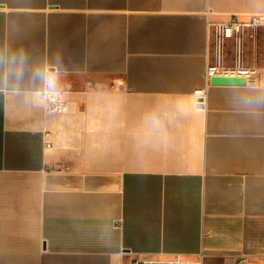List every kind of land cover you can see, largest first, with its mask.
<instances>
[{
	"label": "crops",
	"instance_id": "crops-1",
	"mask_svg": "<svg viewBox=\"0 0 264 264\" xmlns=\"http://www.w3.org/2000/svg\"><path fill=\"white\" fill-rule=\"evenodd\" d=\"M234 15L264 67V0H0V264H264V83L206 81Z\"/></svg>",
	"mask_w": 264,
	"mask_h": 264
},
{
	"label": "built area",
	"instance_id": "built-area-1",
	"mask_svg": "<svg viewBox=\"0 0 264 264\" xmlns=\"http://www.w3.org/2000/svg\"><path fill=\"white\" fill-rule=\"evenodd\" d=\"M263 24L262 18L259 16H253L249 21H242L238 16L234 15L229 21L221 23L208 22V29L213 28V37L216 43V55L217 63L208 65L206 71V81L209 83L214 77L224 78H242L248 83H264V67L245 66L241 62V58L238 54L236 64L227 65L223 64L221 57L223 54L224 46L227 40L235 39L238 44L245 29L254 30ZM205 90H199L197 104L203 105L205 99ZM44 97L49 99L51 104V110L55 112H63V104L59 99V95L56 92L46 90L43 93ZM118 225L122 224V221H117ZM134 264H193L191 261L184 260L180 255H177L175 259L168 261H161L156 259H146L138 257ZM197 264H201L198 262ZM236 264H250L248 256H242Z\"/></svg>",
	"mask_w": 264,
	"mask_h": 264
},
{
	"label": "rangeland",
	"instance_id": "rangeland-1",
	"mask_svg": "<svg viewBox=\"0 0 264 264\" xmlns=\"http://www.w3.org/2000/svg\"><path fill=\"white\" fill-rule=\"evenodd\" d=\"M214 52H215V54H216V46H215L214 43H213L212 54H214ZM215 56H217V55H215Z\"/></svg>",
	"mask_w": 264,
	"mask_h": 264
}]
</instances>
